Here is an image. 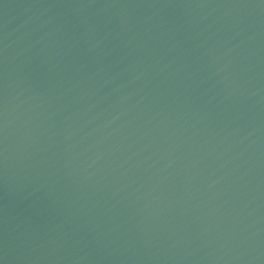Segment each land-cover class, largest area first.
Wrapping results in <instances>:
<instances>
[{"label": "water", "instance_id": "water-1", "mask_svg": "<svg viewBox=\"0 0 264 264\" xmlns=\"http://www.w3.org/2000/svg\"><path fill=\"white\" fill-rule=\"evenodd\" d=\"M0 264H264V0H0Z\"/></svg>", "mask_w": 264, "mask_h": 264}]
</instances>
